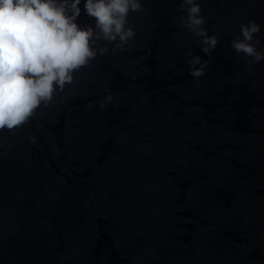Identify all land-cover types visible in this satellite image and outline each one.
<instances>
[{"label":"water","instance_id":"1","mask_svg":"<svg viewBox=\"0 0 264 264\" xmlns=\"http://www.w3.org/2000/svg\"><path fill=\"white\" fill-rule=\"evenodd\" d=\"M196 2L210 57L181 0H141L134 39L99 41L0 130V264H264V60L231 46L254 20L264 51V0ZM84 3L76 23L94 28ZM188 53L210 59L198 80Z\"/></svg>","mask_w":264,"mask_h":264},{"label":"clouds","instance_id":"2","mask_svg":"<svg viewBox=\"0 0 264 264\" xmlns=\"http://www.w3.org/2000/svg\"><path fill=\"white\" fill-rule=\"evenodd\" d=\"M81 0H0V130L9 131L23 125L42 103L51 102L57 88L73 81L74 72L86 66L107 47L99 41L116 42L122 47L135 37L128 24L131 12L142 10L141 0H85L84 9L95 19V27L76 23ZM187 13L181 23L199 39L202 51L211 56L220 37L208 35L203 27L207 18L196 0H181ZM243 39L231 41L237 53L264 60L258 51L260 40L254 34L260 25L254 20L241 24ZM188 60L189 74L199 79L205 75L210 59L196 55ZM199 65V67H197ZM109 92L101 101L103 109L112 101Z\"/></svg>","mask_w":264,"mask_h":264}]
</instances>
